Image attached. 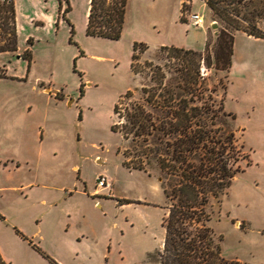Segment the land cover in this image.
<instances>
[{
	"label": "rangeland",
	"instance_id": "obj_1",
	"mask_svg": "<svg viewBox=\"0 0 264 264\" xmlns=\"http://www.w3.org/2000/svg\"><path fill=\"white\" fill-rule=\"evenodd\" d=\"M230 1L241 17L264 29V0ZM14 3L18 50L0 52V73L7 74L0 77V212L27 233L13 226L60 264H139L163 250L166 175L155 162L146 170L124 164V152L133 146L113 130L115 105L127 90L151 83L157 66L168 79L177 75L169 71L182 66L183 56L160 46L207 54L209 38L212 59L202 60L201 91L208 97L214 90L218 102L225 96L226 111L236 116L232 128L251 161H242L244 171L220 202L213 200L210 225L227 259L264 264V38L233 30L229 81L213 52L226 23L204 0H192L184 12L182 0H128L116 40L87 34L90 0ZM195 13L204 15L203 26L194 22ZM4 36L0 27V44ZM135 42L149 50H138L133 69ZM28 48L30 62L21 56ZM51 85L63 90L64 103L41 92ZM101 175L111 181V196L97 188ZM0 245L40 264L1 220Z\"/></svg>",
	"mask_w": 264,
	"mask_h": 264
},
{
	"label": "trees",
	"instance_id": "obj_2",
	"mask_svg": "<svg viewBox=\"0 0 264 264\" xmlns=\"http://www.w3.org/2000/svg\"><path fill=\"white\" fill-rule=\"evenodd\" d=\"M191 1H183L182 12ZM204 1L210 11L226 23L216 34L217 44L213 52L215 61L229 71L235 46L233 30L264 38V29L258 26L257 20L241 17L238 6L231 8L234 1ZM127 5L128 0H90L87 34L119 39ZM70 9L68 6L65 12ZM240 19L248 25L242 24ZM0 27L5 32L0 52L18 50L14 0H0ZM28 43L33 44L32 38ZM209 48V38L207 54L174 45L161 46L162 51L167 50L172 56H183L182 66L169 71L177 75L168 79L167 72L157 66L152 72L151 83L140 89L127 90L115 105L119 120L115 121L113 130L133 146L132 152L129 149L124 152V164L146 170L155 162L167 179L164 191L169 203L163 220L164 247L151 254L149 261L139 264H247L223 255L210 225L213 200L220 202L235 176L244 171L242 161L246 160V165L251 161L232 128L236 116L226 111L224 97L218 102L214 90L208 97L201 91V63L212 59ZM147 49L149 46L144 42L134 43L133 69L138 50L144 52ZM21 56L30 62L31 49H26ZM0 77H7L5 69ZM136 92H140L139 97ZM122 104H125L124 108ZM0 217L3 216L0 214ZM29 242L52 264H60L32 240ZM0 264H5L1 257Z\"/></svg>",
	"mask_w": 264,
	"mask_h": 264
},
{
	"label": "crops",
	"instance_id": "obj_3",
	"mask_svg": "<svg viewBox=\"0 0 264 264\" xmlns=\"http://www.w3.org/2000/svg\"><path fill=\"white\" fill-rule=\"evenodd\" d=\"M183 1L184 0H182V3H183ZM206 3V2H205ZM239 31H242V30H239ZM239 31H237V32H239ZM246 33V32H245ZM208 34V33H207ZM237 34V33H236ZM248 36H250V37H253V38H257V39H261V37H255V36H253V35H249V34H247ZM235 42H236V35H235ZM161 47V46H160ZM159 48V47H158ZM234 54H235V52H234ZM234 54H233V57H234ZM233 57H232V64H233ZM231 67H232V65H231ZM231 67H230V69H229V71H228V78H229V81H230V72H231ZM229 81H228V83H229ZM53 85H51L50 87L49 86H47V87H44V88H42L41 87V92L42 93H44V94H46L47 95V98L50 100V101H52V100H54V98H55V100H57L59 103H64V92H62L63 90H61L60 89V91H58L57 89L55 90V89H52L53 87H52ZM227 86H228V84H227ZM58 92H60L59 94H57ZM226 92H227V89H226ZM61 94V95H60ZM225 95H226V93H225ZM224 100H225V96H224ZM63 101V102H62ZM224 106H225V103H224ZM105 189H107L108 190V188H105ZM112 190V189H111ZM109 192H110V189H109ZM109 195L111 196L112 194L111 193H109ZM27 197L29 196V194L27 193V195H26ZM88 196L90 197V195L88 194ZM102 205V203H100L99 202V205ZM0 214L3 216V217H0V220L2 221V222H4V223H7V224H9L10 226H12L13 227V229H14V231H15V235H16V237L18 238V239H20V240H23L24 241V243H26V245L28 246H30L29 248H30V250L31 251H34L35 252V254H36V256H35V261H37L38 263H40V264H52L46 257H44V255H42V253H40L30 242H29V238L20 230V229H18L16 226H13V225H18V227H20L23 231H25L26 232V230L24 229V226L23 225H21V224H17V223H12V221H11V219L8 217V216H5L4 214H2L1 212H0ZM17 229L18 230H20V232H22L23 233V235L26 237H24L23 235H21L18 231H17ZM27 233V232H26ZM36 234V233H35ZM34 234V236H36ZM0 251H1V253H2V257H3V260L6 262V261H8L9 262V264H14L15 262H17V261H19L20 260V262H24V264H31V263H29L28 262V260H26V259H22L21 260V258H18V255L16 254V253H14V252H11V251H5L4 250V248L2 247V245H0Z\"/></svg>",
	"mask_w": 264,
	"mask_h": 264
},
{
	"label": "built area",
	"instance_id": "obj_4",
	"mask_svg": "<svg viewBox=\"0 0 264 264\" xmlns=\"http://www.w3.org/2000/svg\"><path fill=\"white\" fill-rule=\"evenodd\" d=\"M191 17L193 18L194 22L197 25L203 26L205 24L204 15L199 14V13H195V14L191 15ZM97 188H108V189H110L109 193H111L112 185H111L110 179L105 175H101L97 181Z\"/></svg>",
	"mask_w": 264,
	"mask_h": 264
},
{
	"label": "water",
	"instance_id": "obj_5",
	"mask_svg": "<svg viewBox=\"0 0 264 264\" xmlns=\"http://www.w3.org/2000/svg\"><path fill=\"white\" fill-rule=\"evenodd\" d=\"M213 27H214V28H216V27H217V23H216V22L214 23Z\"/></svg>",
	"mask_w": 264,
	"mask_h": 264
}]
</instances>
